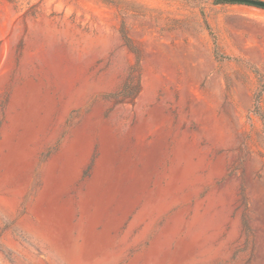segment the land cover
Returning <instances> with one entry per match:
<instances>
[{"label": "rangeland", "instance_id": "1", "mask_svg": "<svg viewBox=\"0 0 264 264\" xmlns=\"http://www.w3.org/2000/svg\"><path fill=\"white\" fill-rule=\"evenodd\" d=\"M0 264H264V8L0 0Z\"/></svg>", "mask_w": 264, "mask_h": 264}, {"label": "water", "instance_id": "2", "mask_svg": "<svg viewBox=\"0 0 264 264\" xmlns=\"http://www.w3.org/2000/svg\"><path fill=\"white\" fill-rule=\"evenodd\" d=\"M235 2H240V3H246V4H251L254 6L262 7L264 8V0H233Z\"/></svg>", "mask_w": 264, "mask_h": 264}, {"label": "trees", "instance_id": "3", "mask_svg": "<svg viewBox=\"0 0 264 264\" xmlns=\"http://www.w3.org/2000/svg\"><path fill=\"white\" fill-rule=\"evenodd\" d=\"M217 3H221V2H235L233 0H215Z\"/></svg>", "mask_w": 264, "mask_h": 264}]
</instances>
